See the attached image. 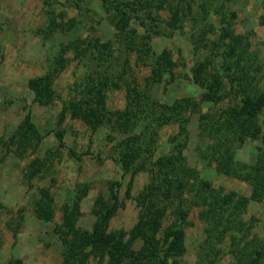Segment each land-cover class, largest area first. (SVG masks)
Returning a JSON list of instances; mask_svg holds the SVG:
<instances>
[{"label": "trees", "instance_id": "1", "mask_svg": "<svg viewBox=\"0 0 264 264\" xmlns=\"http://www.w3.org/2000/svg\"><path fill=\"white\" fill-rule=\"evenodd\" d=\"M97 1L115 31L113 41L75 39L60 44L50 50L44 73L28 80L27 89L34 103L50 106L58 99L54 82L69 63L68 54L84 56L89 63L95 61L94 71L87 75L78 95L63 103L56 124L61 125L69 116L91 131L108 126L120 134L119 138H113L115 156L108 159L115 163L122 177L145 172L148 182L134 198L138 217L128 231L109 228L111 219L125 206L120 197L121 180L112 181L107 196H98L95 200L89 229L79 225L81 204L89 191L87 184L79 185L72 203L61 207L60 222H54V200L49 188H40L33 215L40 222L53 224V232L63 246L61 264H85L91 256L98 258V264H182L192 207L201 209L199 215L206 222L210 239L222 240L231 235L229 247L235 264H264V237L248 241L252 223L241 217L249 202L264 201V149L258 148L252 164L234 159L230 150L214 157L220 174L250 186V195L243 197L214 188L195 169L188 167L178 149L182 144L177 141L179 136L187 137L190 117L199 105H215L227 98L229 103L225 107L200 114L201 132L210 137L229 134L239 143L249 139L264 144V64L259 53L251 50L249 38L233 31L230 23L236 14L223 16L219 23L209 21L211 0ZM41 2L46 23L39 34L45 42L65 24L62 13L57 11V0ZM164 10L168 11L166 17L159 15ZM68 25L67 31L73 28V20H68ZM185 27L195 60L183 77L199 90V100L184 97L169 104L160 103L153 97L152 87L172 83L178 74L170 53L156 55L153 51L152 35L162 32L172 36ZM208 47L209 54L198 59V52ZM122 54L126 56L121 62L122 70L111 69V61L118 60ZM131 57L136 64L149 68L142 83L135 79L132 83L126 82ZM122 85L125 87L123 109L109 110L107 93ZM171 124L178 128L177 135L170 138L174 153L154 158L157 131ZM51 134L62 148L63 134L53 130L41 133L27 109L17 131L8 138V144H14V150L24 155L29 150L35 151L42 138ZM88 154L93 155L68 150V155L78 160ZM47 164L49 158H34L25 172L27 180L40 175ZM125 193L129 198V190ZM167 220L169 223L163 228ZM216 256L207 264H217Z\"/></svg>", "mask_w": 264, "mask_h": 264}, {"label": "rangeland", "instance_id": "2", "mask_svg": "<svg viewBox=\"0 0 264 264\" xmlns=\"http://www.w3.org/2000/svg\"><path fill=\"white\" fill-rule=\"evenodd\" d=\"M210 2L207 19L219 23L224 17H231L235 13L236 18L230 23L233 31L249 38L251 50L259 53L264 64V0ZM56 8L62 13L65 25L44 42L39 34V30L46 23L41 0H0V264L17 261L21 264H61L63 246L53 232V224L40 222L33 215V205L40 188H49L54 200V222H60L61 207L72 203L79 185L87 184L89 191L81 204L82 217L79 225L89 229L93 222L90 211L95 200L98 196H107L112 181L121 180L123 184L120 197L125 206L111 219L109 228L128 231L138 217L134 198L148 182L145 172H139L133 177H122L115 163L108 159L109 156H115L113 146L116 141L113 138L120 137L119 133L113 132L108 126L91 131L69 116L61 125L56 124L57 114L63 103L78 95L87 75L94 71L95 61L89 63L84 56L73 57V54H68L70 61L54 82L58 99L50 106L33 102L27 82L30 78L44 73L52 53L50 50L75 39H98L102 43L114 39L115 31L97 0H57ZM167 14V10L159 12L162 17ZM68 20H73L74 26L67 31ZM187 30L185 27L172 36H165L162 32L152 35L153 51L156 55L170 53L178 74L174 82L152 87L151 93L160 103L169 104L184 97L199 100V90L183 77L195 60L185 35ZM209 49H202L197 58L207 56ZM123 59H126L125 54L118 60L114 58L111 69L117 68L121 71ZM129 62L131 66L125 76L126 82L132 83L135 79L142 83L148 74V66L136 64L133 57ZM124 88L122 85L120 89L107 93L106 103L109 110L123 109ZM228 103L229 99L226 98L215 105H199L198 111L190 117L187 137L179 136L177 140L182 144L178 149L187 166L195 169L214 188L248 197L251 193L250 186L220 174L214 159L230 150L234 159L252 164L258 148L264 149V144L260 140L249 139L239 143L229 134H215L210 137L199 129L200 114L214 112ZM27 109L41 133L53 130L63 134L62 148L58 146L53 134L44 136L35 151L29 150L24 155L14 150V144H8V138L17 131ZM177 132V126L172 124L158 129L154 158L174 153L175 148L170 138L176 136ZM219 141L221 142L218 143ZM69 149L79 154L90 152L93 155H84L78 160L68 155ZM36 157L49 158V164L40 175L28 181L25 172L28 164ZM128 190L129 198H126L125 192ZM200 210L197 207L190 210L185 238L186 252L181 258L182 264H207L216 255L217 264H235L234 254L230 253L229 247L231 235L222 240H215L213 237L210 239L206 232V222L200 218ZM241 217L252 223L248 241L254 237H264V201L249 202ZM168 223V220L164 222L163 228ZM232 233L236 234V231L233 230ZM85 264H98V258L91 256Z\"/></svg>", "mask_w": 264, "mask_h": 264}]
</instances>
